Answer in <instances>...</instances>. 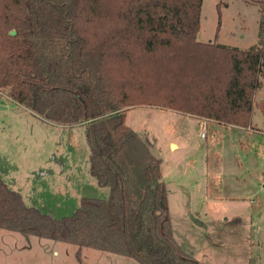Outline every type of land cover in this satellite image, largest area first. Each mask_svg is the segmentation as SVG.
<instances>
[{"label": "trees", "instance_id": "trees-1", "mask_svg": "<svg viewBox=\"0 0 264 264\" xmlns=\"http://www.w3.org/2000/svg\"><path fill=\"white\" fill-rule=\"evenodd\" d=\"M202 0H0V92L43 120L85 126L89 172L106 199L54 218L0 176V228L90 247L140 264H199L182 252L160 160L126 125L150 103L224 125H248L264 92V0L257 44L200 42ZM15 31L11 35L9 32ZM154 72L160 88L139 95ZM137 85V86H136ZM138 93V94H137ZM264 114V96L257 104Z\"/></svg>", "mask_w": 264, "mask_h": 264}, {"label": "rangeland", "instance_id": "rangeland-1", "mask_svg": "<svg viewBox=\"0 0 264 264\" xmlns=\"http://www.w3.org/2000/svg\"><path fill=\"white\" fill-rule=\"evenodd\" d=\"M261 1L202 0L197 40L243 49L257 44ZM146 74L135 81L141 82L139 95L156 94L158 76ZM263 96L258 88L248 125H224L147 102L123 108L126 125L160 160L173 236L199 264H264V114L257 105ZM0 102L7 104L0 105L5 179L26 204L58 217L70 215L83 196L108 197L109 188L99 186L89 172L84 125L45 121L10 101L5 90ZM0 237V249L16 256L27 246L25 235L17 231L0 228ZM29 238L56 244L61 252L55 263L42 264H77L75 244ZM95 251L116 259L114 264H140ZM98 258L86 254L83 264H98Z\"/></svg>", "mask_w": 264, "mask_h": 264}, {"label": "crops", "instance_id": "crops-1", "mask_svg": "<svg viewBox=\"0 0 264 264\" xmlns=\"http://www.w3.org/2000/svg\"><path fill=\"white\" fill-rule=\"evenodd\" d=\"M8 99L11 101V99L9 97H8ZM0 105H4L5 108L7 107V104H5L3 102H0ZM21 107H23V106H21ZM252 130H257V129H252ZM175 147H176V145H175ZM5 160L6 159L0 157V176L9 188V181H6V179H5V174L7 173V168H5ZM161 177H162V175H161ZM96 182H97V180H96ZM102 187H105V186H102ZM14 191H16V190H14ZM17 192H19V191H17ZM20 194L22 196L24 204L27 206H32V205L26 204V202L24 201L22 193H20ZM84 197L100 198V197H93V196H83V197H81V199ZM81 199H80V202H81ZM102 199H105V198H102ZM79 205H80V203H79ZM74 211H75V209H73L72 213ZM48 214L52 216V214H50V213H48ZM66 216H69V215H66ZM52 217H54V216H52ZM61 217H64V216H58V217H54V218H61ZM33 236H35V235H33ZM25 237L26 238H25V240L23 239V241L26 242L27 246L21 252L22 253L21 256H16L15 253H13V251H11V250L6 252V251H3L0 249V264H42V263H48V262L49 263H51V262L55 263L54 260L59 259V257L61 256L60 255L61 252L57 248L56 244L49 245L46 242H40V240H38V239H37V241H30V239H32V238H29V235H25ZM41 238H44V237H41ZM17 239L20 240V238H17ZM3 240H4V242H7V239L5 237H3ZM51 250H52V254L50 255L49 252ZM95 250H98V249H94V248H90V247H78L77 246V248L74 252L76 259H77L76 251H78V254H79V259H77V264H83V259L86 257V254L90 255L91 258L92 257L94 258L98 255V257H99L98 258V264H114L115 263L116 259H114L112 257L110 258L109 256H107L108 254H103V253L97 252ZM101 251H103V250H101Z\"/></svg>", "mask_w": 264, "mask_h": 264}, {"label": "water", "instance_id": "water-1", "mask_svg": "<svg viewBox=\"0 0 264 264\" xmlns=\"http://www.w3.org/2000/svg\"><path fill=\"white\" fill-rule=\"evenodd\" d=\"M9 33H10L11 35H13V34H15V31H14V30H11Z\"/></svg>", "mask_w": 264, "mask_h": 264}, {"label": "built area", "instance_id": "built-area-1", "mask_svg": "<svg viewBox=\"0 0 264 264\" xmlns=\"http://www.w3.org/2000/svg\"><path fill=\"white\" fill-rule=\"evenodd\" d=\"M200 136H201V137H204V133H203V132H201V133H200Z\"/></svg>", "mask_w": 264, "mask_h": 264}]
</instances>
